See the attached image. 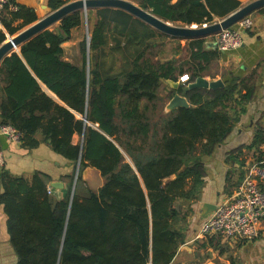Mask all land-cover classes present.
Instances as JSON below:
<instances>
[{"label":"trees","instance_id":"1","mask_svg":"<svg viewBox=\"0 0 264 264\" xmlns=\"http://www.w3.org/2000/svg\"><path fill=\"white\" fill-rule=\"evenodd\" d=\"M69 1L48 0V5L56 10ZM132 1L166 21L189 26L213 23L242 6L240 0ZM83 14L65 16L57 28L25 42L21 54L12 52L0 65V124L21 133L23 148L45 142L73 165L64 175L61 195L48 191L46 173L26 177L1 169L0 203L18 264H174L205 184L204 157L246 113L257 89L255 72L232 76L223 87L193 88L186 93L189 107L163 114L161 83L185 72L191 81L209 74L221 52L197 38L189 39L185 60L156 59L167 35L124 10L101 8L90 31L89 67L85 38L80 42L83 62L76 65L64 58L62 43L83 24ZM91 14L86 21H92ZM39 19L33 7L9 0L0 15L6 29H0V44ZM170 88L168 98L182 92ZM257 128L249 145L228 152L227 161L241 167L229 171L228 193L244 178V149L264 159V127ZM88 166L105 181L97 190L79 193Z\"/></svg>","mask_w":264,"mask_h":264},{"label":"crops","instance_id":"2","mask_svg":"<svg viewBox=\"0 0 264 264\" xmlns=\"http://www.w3.org/2000/svg\"><path fill=\"white\" fill-rule=\"evenodd\" d=\"M15 1L16 3L33 7L40 18L46 16L48 12L51 11L48 0ZM240 1L242 2V6H244L254 0ZM96 10L97 9L89 10L92 11V20L96 18ZM249 16L252 18L254 25L251 29H248L250 31L246 30L247 32L245 31L243 33V46L233 52H221L219 64L222 65V70L225 72L221 71L223 73L216 74L215 76L206 74L204 77L208 80L221 78L225 81L231 79L232 76H248L255 72L257 85L255 98L248 104L246 113L242 114L239 121L235 123L227 139L216 148L212 155L204 157L207 167L205 184L202 188L200 199L193 204L194 213L189 218L185 242L180 246L174 259V264H232L231 257H233L234 264H264V218H262L261 221L260 236L253 241H242L239 239H230L227 241L221 239L219 241V234H211L205 237L200 236L201 226L206 219L201 216L203 203L212 202L218 205L229 195H232L236 189V186L230 187L229 190L232 192L228 193L227 175L229 171L233 169L241 170V167L238 164L235 166L231 165L227 161L228 152L238 147L249 145L253 140L255 130L258 129L257 127L259 125L264 127V13L257 10ZM78 28L79 27L72 29V35L69 40L71 43L69 45L71 50L64 48L65 59L76 65H79V63L70 59L69 54L76 55L79 53L78 44H80L81 39L78 38ZM0 29L6 32V29L1 23ZM165 38L163 43H159L160 49L156 59L169 60L175 57L178 59L180 57L179 50L186 49L185 47L188 45L189 40L168 35ZM175 44H180V47L178 49L173 47L170 51L172 54L165 55L163 52L165 46H175ZM187 57L186 55V58ZM180 75L181 74L177 76L178 80ZM180 83L183 85L182 82ZM159 92L160 95H162V92L169 95L171 93L170 84L167 81H163L160 85ZM171 98H168L167 104ZM167 104L164 107L163 114H167L171 111L166 108ZM77 138L78 135H75L73 140L76 142ZM0 148L5 154L6 162L2 170H7L13 175H23L26 177L31 176L35 171L46 173L51 177L49 186L52 187V193L54 195H61L63 193V189L67 185V180L64 178V175L72 172L73 165L63 156L54 152L45 142H41L36 148L25 149L20 142L11 141L8 137L0 133ZM245 150L247 149H244V155ZM246 152H251V157L253 158L251 161L257 160V152L249 149ZM244 155L241 158L245 160L246 167L251 161L249 162L248 155L247 159ZM236 170H234V172L239 173ZM235 173L233 175H235ZM99 174L100 172L96 168L90 166L87 167L84 179L89 180L92 175L99 176ZM235 179L236 176L234 177V180ZM53 182L61 183L62 187L53 186ZM1 191L2 186L0 183V193ZM214 237L215 240L213 239ZM204 243H206L207 246H203ZM232 248H236L235 254ZM0 264H18V256L10 241V235L7 229V215L1 203Z\"/></svg>","mask_w":264,"mask_h":264},{"label":"water","instance_id":"3","mask_svg":"<svg viewBox=\"0 0 264 264\" xmlns=\"http://www.w3.org/2000/svg\"><path fill=\"white\" fill-rule=\"evenodd\" d=\"M264 7V0H254L242 7H240L235 12L229 14L225 18L215 21L207 25H201L200 27L196 25H175L172 22L166 21L149 10H146L139 6L132 0H71L56 10H51L48 14L36 22L25 27L19 31L15 36L7 37V39L0 44V65L4 58L10 55L12 52H17L21 54V46L25 42L31 40L33 37L41 33L42 31L51 28V26L60 23V21L70 13L80 10L83 11L87 16L90 9H101V8H115L121 9L136 18H139L143 22L147 23L159 32L166 34L168 36L181 38V39H197L206 38V45L209 48H217V44L213 39H210L222 29L231 27L235 25L238 21L251 15L254 11L259 10ZM70 41L67 40L62 43V47L66 48L70 45ZM89 45L90 36L87 37V67H89ZM19 47V50L17 48ZM65 53V51H64ZM167 82L174 89L181 87L182 92L176 93L166 108L172 110L177 107H189L190 102L186 97V93L193 88H210L215 89L218 87H223L225 85L223 79L208 80L204 76H199L194 81H190L187 84L181 85L179 80L168 79ZM43 89L52 96L57 102L67 106L62 100H60L56 95L55 97L51 95L50 91L44 84H42ZM68 107V106H67ZM84 138V137H83ZM90 167V166H88ZM80 169V160L77 164L76 176L72 188V197L76 189L78 173ZM87 167L83 172V177L85 178ZM55 187H62L61 183H52ZM217 208L216 203L204 202L201 209L202 218H207L211 213H213Z\"/></svg>","mask_w":264,"mask_h":264},{"label":"built area","instance_id":"4","mask_svg":"<svg viewBox=\"0 0 264 264\" xmlns=\"http://www.w3.org/2000/svg\"><path fill=\"white\" fill-rule=\"evenodd\" d=\"M7 4L9 0H0V15ZM10 9L16 10L17 6L10 4ZM253 25L252 18L247 16L235 25L222 29L212 37L217 49L222 53L240 49L244 44L243 33ZM179 80L187 84L191 81V76L185 72L179 76ZM0 133L11 141L21 142V133L10 124H0ZM5 163V154L0 148V169ZM48 191L51 193V186H48ZM262 218H264V159L251 161L245 167L240 185L205 219L200 236L219 234L226 239L253 241L260 236Z\"/></svg>","mask_w":264,"mask_h":264},{"label":"rangeland","instance_id":"5","mask_svg":"<svg viewBox=\"0 0 264 264\" xmlns=\"http://www.w3.org/2000/svg\"><path fill=\"white\" fill-rule=\"evenodd\" d=\"M84 13V12H83ZM84 16H85V14H83ZM88 15V14H87ZM90 17V16H89ZM95 19L94 20H92V21H86V16H85V20L83 21V24L81 25V26H79V28H78V30H77V33H78V38L79 39H81V41L85 38V39H87V37H89V36H91L90 35V31H91V29H92V27H93V24H94V22H96V20H97V16L95 15ZM220 20V19H219ZM218 20V21H219ZM175 24V23H174ZM175 25H180V24H175ZM198 27H200L199 25H197ZM58 27V24H55V25H53V26H51V29H54V28H57ZM16 35V34H15ZM15 35H11V36H15ZM75 35H76V33H75ZM8 37H10V35L8 36ZM166 39V38H165ZM210 39H213V38H210ZM70 40V39H69ZM163 45H165V44H163ZM163 45H162V47H163ZM78 47H79V53H77L76 55L75 54H69V57H70V59H72V60H74V61H76L77 63H79V65H81L82 64V62H83V56H82V51H81V48H80V44H78ZM161 47V46H160ZM173 47H175L176 49H178L179 47H180V44H175V46L173 45V46H165V48H164V50H163V52L165 53V55H171L172 54V52H170L171 51V49L173 48ZM67 48V50L69 49V50H71V47L70 46H68V47H66ZM160 48L158 47V48H156V50L158 51ZM169 51V52H168ZM179 52H180V57L178 58V59H181V60H183V59H185L186 58V55H187V51L184 49V50H179ZM72 53V52H71ZM178 53V52H177ZM64 56H65V53H64ZM65 58V57H64ZM77 58V59H76ZM187 67V66H186ZM223 68H222V65L221 64H219V62H215V63H213L212 65H211V67H210V69L208 70V73H209V75H211V76H215L216 74H219V73H223V72H225L224 70H222ZM221 71H223V72H221ZM190 74V73H189ZM162 95H160L161 96V99H160V103H159V106H161L162 107V105L163 106H165L166 104H167V102H168V95L167 94H165V93H161ZM157 116H159L157 113H156V116H154V118L155 119H157ZM80 141V136H78V138H77V140H76V143L77 142H79ZM247 150H245V158L247 159V155L249 156V162L253 159L252 157H251V152H246ZM124 155H126L125 153H124ZM127 159L130 161V158L127 156ZM85 170V169H84ZM84 170H83V172H84ZM83 172H82V175H83ZM83 185H82V188H80L79 189V193H83V192H85V189L86 188H91V189H95V190H97L103 183H104V181H105V179H104V177H102L100 174H99V176L98 175H95V176H93L92 175V177H90V179L89 180H85L84 179V177H83ZM219 237H221V239H225L226 241L227 240H230V239H226V238H224V237H222L221 235H219ZM232 250H233V252H234V254H235V250H236V248H232Z\"/></svg>","mask_w":264,"mask_h":264},{"label":"bare ground","instance_id":"6","mask_svg":"<svg viewBox=\"0 0 264 264\" xmlns=\"http://www.w3.org/2000/svg\"><path fill=\"white\" fill-rule=\"evenodd\" d=\"M17 50H19V47L17 48ZM51 95H53L55 97V94L54 93H50Z\"/></svg>","mask_w":264,"mask_h":264}]
</instances>
